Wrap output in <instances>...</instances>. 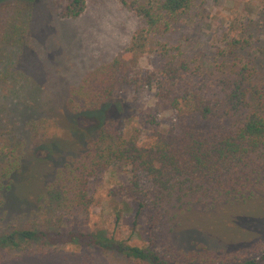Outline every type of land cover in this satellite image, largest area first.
<instances>
[{"label": "trees", "instance_id": "obj_1", "mask_svg": "<svg viewBox=\"0 0 264 264\" xmlns=\"http://www.w3.org/2000/svg\"><path fill=\"white\" fill-rule=\"evenodd\" d=\"M196 1L120 0L142 20V27L122 55L87 71L70 87L65 101L72 118H95V125L80 128L62 115L58 120L55 116L31 120L28 144L9 145L10 161L0 168V188L6 194L15 192L18 199L40 209L72 212L87 207L88 180L100 170L113 164L129 167V182L114 192L134 203L133 227L144 218L141 233L147 246L130 245L105 231L35 229L4 235L0 249L18 248L20 240H44L113 250L152 264H264V249L255 257L227 261L205 246L177 250L170 240L181 228L221 243L248 242L258 239L250 224L264 222V66L255 64V59L245 60L249 42L228 40L227 60L219 74L164 56L156 68L139 71L127 59L144 51L155 53L156 47L168 56L156 39L170 33ZM17 2L0 0V68L28 47ZM84 6L85 0H70L64 15L76 18ZM124 88L134 96L144 89L155 90L157 102L172 111L176 126L153 130L143 141L131 127L128 135L122 128L117 130L110 114L115 113V95ZM146 117L156 123L152 115ZM50 128L54 129L48 134ZM55 129L67 131L71 140L59 137ZM41 150L44 157L34 155ZM187 215L195 218L188 220Z\"/></svg>", "mask_w": 264, "mask_h": 264}, {"label": "rangeland", "instance_id": "obj_2", "mask_svg": "<svg viewBox=\"0 0 264 264\" xmlns=\"http://www.w3.org/2000/svg\"><path fill=\"white\" fill-rule=\"evenodd\" d=\"M17 1L16 7L21 12L19 23L27 28L28 49L0 68L3 76L0 79V168L10 161L6 150L9 145L11 148L18 141L28 144L29 121L48 116L58 120L61 115L72 118L65 107L68 89L77 85L87 71L122 55L133 33L143 25L120 0H85L84 9L76 18L64 15L70 0ZM232 38L249 42V48L244 49L245 60L255 59V64L261 62L264 66V0H197L189 13L179 17L170 33L156 39L158 45L168 50V56L156 47L155 53L144 51L127 59L139 71L156 68L164 56L184 60L192 69L205 67L219 74L223 69L220 65L227 60L226 43ZM115 97L114 109L110 108L115 113L110 117L117 121V130L122 128L126 135L131 127L140 133L139 139L143 141L153 130L167 131L176 126L172 111L157 102L153 89H144L134 96L124 88ZM147 115H152L156 123H151ZM72 121L80 128L95 125V118L82 115L73 117ZM54 131L59 137L72 138L67 131ZM34 155L44 157L45 152L35 151ZM130 178V169L125 165L103 168L88 180L87 207L72 212L40 209L38 204L22 201L15 192L6 194L0 188V238L13 230L105 231L144 248L147 246L146 236L141 233L144 218H139L138 226L133 227L134 203L114 192ZM184 225L191 223L184 221ZM249 229L258 239L256 236L248 242L226 244L201 232L177 228L170 240L177 250L205 246L227 261H241L259 255L264 249V222L257 220ZM0 264L152 263L78 243L52 245L44 240H20L18 248L0 249Z\"/></svg>", "mask_w": 264, "mask_h": 264}]
</instances>
